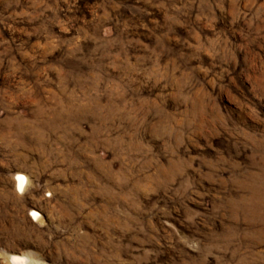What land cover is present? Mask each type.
<instances>
[{
  "label": "rangeland",
  "instance_id": "1",
  "mask_svg": "<svg viewBox=\"0 0 264 264\" xmlns=\"http://www.w3.org/2000/svg\"><path fill=\"white\" fill-rule=\"evenodd\" d=\"M10 254L264 264V0H0Z\"/></svg>",
  "mask_w": 264,
  "mask_h": 264
},
{
  "label": "bare ground",
  "instance_id": "2",
  "mask_svg": "<svg viewBox=\"0 0 264 264\" xmlns=\"http://www.w3.org/2000/svg\"><path fill=\"white\" fill-rule=\"evenodd\" d=\"M26 176L22 173H18L15 179L16 182V189L17 190H23L26 184ZM33 215H35L37 218L40 214H38L36 211H32ZM8 260L10 264H28V261L25 257L17 254H10L8 256Z\"/></svg>",
  "mask_w": 264,
  "mask_h": 264
}]
</instances>
